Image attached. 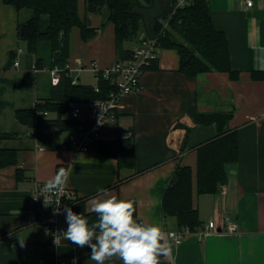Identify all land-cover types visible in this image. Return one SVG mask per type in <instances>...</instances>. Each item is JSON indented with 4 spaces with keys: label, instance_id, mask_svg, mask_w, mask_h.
<instances>
[{
    "label": "crops",
    "instance_id": "0c3cea01",
    "mask_svg": "<svg viewBox=\"0 0 264 264\" xmlns=\"http://www.w3.org/2000/svg\"><path fill=\"white\" fill-rule=\"evenodd\" d=\"M206 3L214 26L226 34L238 77L213 71L188 78L180 71L178 52L161 48L142 76L141 90L121 100L117 125L104 131L105 140L126 131L134 135L137 163L128 170L95 148L75 152L67 143L68 130L60 131L52 123L33 127L17 119V111L54 100L53 52L45 39L39 40L36 55L29 52L19 39L18 26L34 16L33 10L18 11L0 0V264H73L74 258L76 264H95L89 247L79 248L62 237L56 245L51 233L31 220L40 213L28 201L31 192L70 163L67 185L86 213H93L91 200L105 188L118 199L136 201L137 222L161 226L170 245L161 264H264V71L257 68L258 57L264 59V0ZM174 4L175 0L137 2L132 11L141 18V33L126 41L124 49L131 52L142 39L155 38L157 22L165 24ZM80 12L95 35L83 41L79 29H73L68 63L96 61L108 68L118 54L107 5L93 12L81 0ZM49 22L42 16L43 33ZM86 73L90 81L82 80ZM78 78L86 86L98 82L91 71ZM214 112L233 114L223 131L237 134V160L225 165L226 183L216 193L200 194L195 187L201 226L175 244L169 232L181 230L175 217H165L163 196L178 165L190 167L196 178L198 149L221 136L217 124L199 125L196 116ZM43 113L45 119L56 118V113ZM64 118L69 120V112ZM184 126L191 128L188 137ZM210 221L215 222L212 230L207 228ZM229 222L237 231L228 232ZM59 226L67 229L65 215ZM18 237L25 238V247ZM106 264L123 262L112 258Z\"/></svg>",
    "mask_w": 264,
    "mask_h": 264
},
{
    "label": "trees",
    "instance_id": "16d2710c",
    "mask_svg": "<svg viewBox=\"0 0 264 264\" xmlns=\"http://www.w3.org/2000/svg\"><path fill=\"white\" fill-rule=\"evenodd\" d=\"M3 1L18 11L24 8L33 10L34 16L27 23L18 26L19 39L27 43L29 52L34 55L37 54L39 40H48L52 46L53 67L64 68L68 64L73 29H79L83 41L95 35V29L88 26L86 18L80 12L81 0ZM137 2L149 4L151 0H86V8L93 12L100 11L105 4L107 5L108 20L115 25L117 60L130 57L131 52L124 49V43L138 38L141 33V18L132 11ZM44 15H47L50 21L45 33L41 31V18ZM156 34L160 49L168 48L178 52L180 71L188 78L213 71L228 73L232 79L238 77V72L231 65L229 41L226 34L214 26L206 0H191L186 7L174 11L166 19L165 24L157 22ZM155 62L156 60L151 66ZM112 89L113 85L103 79L99 80L98 92L92 86L73 84L71 78L63 72L60 83L54 89L55 101L37 102L33 109L17 111L16 117L20 122L33 127L52 123L60 131L78 130L79 123L64 118L70 111L69 103L106 99ZM41 111L56 113V118L45 119L40 114ZM232 116V113L224 112L198 113L196 116V123L199 125L217 124L221 136L198 149L196 178L190 167L178 165L165 190L164 215L175 217L180 230L194 231L201 226L198 210L194 206L195 187L200 194L216 193L226 183L225 165L237 160V134L223 131ZM184 128L188 137L191 128L187 126ZM95 149L105 156L116 159L121 169L136 168L134 135L129 139L99 141ZM131 201L135 202L133 214L135 217L137 204L135 200ZM71 208L77 214L82 213L87 217L90 224L98 220L94 212L90 214L85 212L80 201L72 204Z\"/></svg>",
    "mask_w": 264,
    "mask_h": 264
},
{
    "label": "built area",
    "instance_id": "2783aa9c",
    "mask_svg": "<svg viewBox=\"0 0 264 264\" xmlns=\"http://www.w3.org/2000/svg\"><path fill=\"white\" fill-rule=\"evenodd\" d=\"M190 2L191 0H176L173 12L186 7ZM252 5V1L247 2L248 7ZM159 50L157 38H147L131 51L128 59L117 60L108 68H100L96 61L85 63L82 60H77L74 65L68 63L64 68L54 67L51 70L52 83L55 86L60 83L63 72L71 78L73 84H78V75L84 71H91L97 78L98 82L94 86L97 92L99 91L100 79L113 85V89L106 99L69 103V119L79 123L78 130H71L68 133L67 143L71 149L75 152H88L95 148L97 142L105 140L104 131L117 125L121 100L129 94L141 90L142 76L153 61L159 58ZM17 64L18 62L15 63V65ZM43 114L47 116L48 112ZM132 136V132L126 131L118 136L111 137V139H129ZM44 184H38L29 196V203L39 209L40 212L38 215L32 216L31 220L34 223L41 224L55 238L58 232H63L59 226V218L64 215V207H71L75 203L76 197L68 185H66L60 196L42 193L40 189ZM42 195H51L50 206L45 207ZM57 199L60 200L59 205L56 204ZM57 208L60 209L59 214L55 211ZM214 226L215 222L210 221L207 228L212 230ZM227 228L229 233H233L238 229L237 225L231 222L228 223ZM188 232L187 229L177 232L171 231L169 237L175 244H179ZM57 264H67V262L57 261Z\"/></svg>",
    "mask_w": 264,
    "mask_h": 264
},
{
    "label": "clouds",
    "instance_id": "9594fccd",
    "mask_svg": "<svg viewBox=\"0 0 264 264\" xmlns=\"http://www.w3.org/2000/svg\"><path fill=\"white\" fill-rule=\"evenodd\" d=\"M258 59L260 63L257 68L264 71V59ZM71 174V163L67 167H60L40 191L60 196ZM97 193L91 200V210L98 220L90 224L82 213L77 214L71 207L65 206L63 214L67 229L57 233L54 239L56 245L62 237L79 248L87 246L91 249L90 260L95 264H106L112 258H117L123 264H161L160 258L169 256L170 245L161 226L134 219V201L118 199L105 188L98 189ZM51 195H42L45 207L50 206ZM56 204H60L59 199ZM55 211L60 213L59 208ZM18 242L22 248L25 247V238L18 237ZM73 264H76V258Z\"/></svg>",
    "mask_w": 264,
    "mask_h": 264
},
{
    "label": "rangeland",
    "instance_id": "374dc122",
    "mask_svg": "<svg viewBox=\"0 0 264 264\" xmlns=\"http://www.w3.org/2000/svg\"><path fill=\"white\" fill-rule=\"evenodd\" d=\"M91 77H92V76L89 77V75H87V73H86V74H83V76H82V80H83V81H90V80H91Z\"/></svg>",
    "mask_w": 264,
    "mask_h": 264
}]
</instances>
